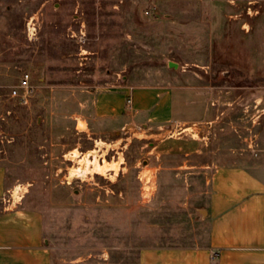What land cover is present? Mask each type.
I'll return each mask as SVG.
<instances>
[{
	"label": "rangeland",
	"instance_id": "1",
	"mask_svg": "<svg viewBox=\"0 0 264 264\" xmlns=\"http://www.w3.org/2000/svg\"><path fill=\"white\" fill-rule=\"evenodd\" d=\"M258 4L0 0V167L13 200L42 215L51 264H137L142 249L205 239L211 169L174 170L171 129L86 132L78 104L109 83L173 86L202 108L184 139L203 154L187 165L264 162ZM23 73L27 106L9 97Z\"/></svg>",
	"mask_w": 264,
	"mask_h": 264
},
{
	"label": "crops",
	"instance_id": "2",
	"mask_svg": "<svg viewBox=\"0 0 264 264\" xmlns=\"http://www.w3.org/2000/svg\"><path fill=\"white\" fill-rule=\"evenodd\" d=\"M192 1L224 5L229 10L243 8L249 15H256L260 7L259 0ZM182 97L173 86L125 81L93 87L82 93L78 104V125L86 132L102 135L120 127H141L159 135L171 129V157L184 159L174 170L211 169L205 239L191 247L142 249L137 264H264V162L187 165L188 158L203 154L194 135V141L184 139L195 126L187 117L202 108L190 107ZM11 192L0 167V264H51L42 215L24 207L22 198L14 201Z\"/></svg>",
	"mask_w": 264,
	"mask_h": 264
},
{
	"label": "built area",
	"instance_id": "3",
	"mask_svg": "<svg viewBox=\"0 0 264 264\" xmlns=\"http://www.w3.org/2000/svg\"><path fill=\"white\" fill-rule=\"evenodd\" d=\"M30 75L23 73L18 81V84L10 89L9 97L17 100L19 104L27 106L34 94V87L30 83ZM131 100H127V105L130 106ZM215 255H213V258Z\"/></svg>",
	"mask_w": 264,
	"mask_h": 264
},
{
	"label": "water",
	"instance_id": "4",
	"mask_svg": "<svg viewBox=\"0 0 264 264\" xmlns=\"http://www.w3.org/2000/svg\"><path fill=\"white\" fill-rule=\"evenodd\" d=\"M176 66H177V65L174 64V63H171V62L168 63V67H169V68H176ZM201 213H203V211H201Z\"/></svg>",
	"mask_w": 264,
	"mask_h": 264
}]
</instances>
